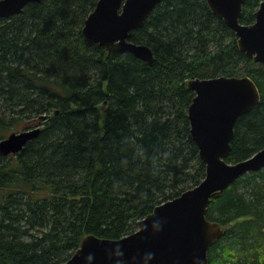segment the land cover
Returning a JSON list of instances; mask_svg holds the SVG:
<instances>
[{
  "label": "trees",
  "instance_id": "16d2710c",
  "mask_svg": "<svg viewBox=\"0 0 264 264\" xmlns=\"http://www.w3.org/2000/svg\"><path fill=\"white\" fill-rule=\"evenodd\" d=\"M97 3L43 0L0 19V142L41 129L21 153L0 154V264H65L86 236L120 240L198 186L190 80L250 77L261 101L239 118L227 161L264 148V68L207 0L164 1L131 33L151 65L85 40ZM260 5L247 0L241 23ZM207 219L223 230L210 264H264V169L213 199Z\"/></svg>",
  "mask_w": 264,
  "mask_h": 264
},
{
  "label": "water",
  "instance_id": "95a60500",
  "mask_svg": "<svg viewBox=\"0 0 264 264\" xmlns=\"http://www.w3.org/2000/svg\"><path fill=\"white\" fill-rule=\"evenodd\" d=\"M43 0H0V19L20 15L32 3ZM167 0H98L88 16L83 36L89 44L112 52L132 53L146 64L155 58L151 48L136 44L130 35L143 28L150 14ZM247 0H207L238 38L242 52L264 68V0L255 22L241 23ZM188 89L195 93L189 108L191 135L206 165V177L195 188L157 206L139 222L135 233L120 240L86 236L65 264H210L209 250L223 236L218 222L207 219L213 199L247 174L264 169V148L252 157L229 163L236 124L261 101L257 84L248 76L194 79ZM40 130L14 132L0 142V154H19Z\"/></svg>",
  "mask_w": 264,
  "mask_h": 264
},
{
  "label": "rangeland",
  "instance_id": "374dc122",
  "mask_svg": "<svg viewBox=\"0 0 264 264\" xmlns=\"http://www.w3.org/2000/svg\"><path fill=\"white\" fill-rule=\"evenodd\" d=\"M106 108H107L106 105H102V106L100 107V110L102 111V114H103V115H104V113H105ZM20 131H21V130H20ZM20 131H18V132H20Z\"/></svg>",
  "mask_w": 264,
  "mask_h": 264
},
{
  "label": "bare ground",
  "instance_id": "6f19581e",
  "mask_svg": "<svg viewBox=\"0 0 264 264\" xmlns=\"http://www.w3.org/2000/svg\"><path fill=\"white\" fill-rule=\"evenodd\" d=\"M36 129H39L41 131V129L39 127L30 129V130L33 131V130H36Z\"/></svg>",
  "mask_w": 264,
  "mask_h": 264
}]
</instances>
